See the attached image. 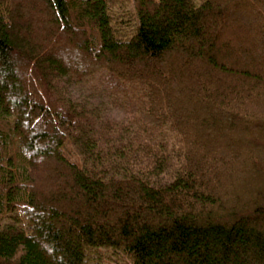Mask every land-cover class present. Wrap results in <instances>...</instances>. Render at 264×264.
<instances>
[{
  "label": "trees",
  "instance_id": "1",
  "mask_svg": "<svg viewBox=\"0 0 264 264\" xmlns=\"http://www.w3.org/2000/svg\"><path fill=\"white\" fill-rule=\"evenodd\" d=\"M105 258L264 264V0H0V264Z\"/></svg>",
  "mask_w": 264,
  "mask_h": 264
},
{
  "label": "rangeland",
  "instance_id": "2",
  "mask_svg": "<svg viewBox=\"0 0 264 264\" xmlns=\"http://www.w3.org/2000/svg\"><path fill=\"white\" fill-rule=\"evenodd\" d=\"M128 11L130 12L131 9H128ZM117 14L120 16V13ZM113 85L112 77L105 72H98L93 77L83 80L71 78L67 80L66 78L63 83V93L65 97L70 98L73 102L81 105L85 104L83 107L85 110L91 111L90 117L93 118V121L95 115L99 113V119L104 123L107 121L110 123H120L126 117L123 109L125 102L123 104V95H121V92H116L112 88ZM100 122H96L97 125ZM68 149H70V153L74 152L72 147H67ZM100 264L115 263L105 258Z\"/></svg>",
  "mask_w": 264,
  "mask_h": 264
}]
</instances>
